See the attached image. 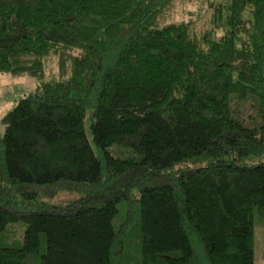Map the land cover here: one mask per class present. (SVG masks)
<instances>
[{
  "label": "trees",
  "instance_id": "trees-1",
  "mask_svg": "<svg viewBox=\"0 0 264 264\" xmlns=\"http://www.w3.org/2000/svg\"><path fill=\"white\" fill-rule=\"evenodd\" d=\"M174 1L0 0V264H253L264 0Z\"/></svg>",
  "mask_w": 264,
  "mask_h": 264
},
{
  "label": "rangeland",
  "instance_id": "rangeland-1",
  "mask_svg": "<svg viewBox=\"0 0 264 264\" xmlns=\"http://www.w3.org/2000/svg\"><path fill=\"white\" fill-rule=\"evenodd\" d=\"M220 0H175L173 5L166 9L168 20L187 21L193 31L198 35L200 32L210 28L211 7ZM166 21V20H165ZM163 22V20L161 21ZM35 78L29 74L13 76L0 74V133L4 126L1 118L16 104V102L28 92L35 88ZM75 192H59L51 201L53 203H64L75 198ZM264 227L255 226L254 232V256L253 264H264Z\"/></svg>",
  "mask_w": 264,
  "mask_h": 264
}]
</instances>
